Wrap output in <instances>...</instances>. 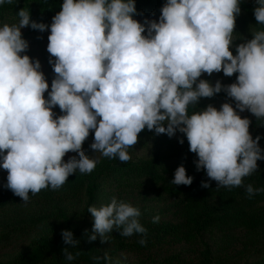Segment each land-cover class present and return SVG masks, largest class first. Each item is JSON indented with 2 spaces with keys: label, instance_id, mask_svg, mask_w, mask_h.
<instances>
[{
  "label": "clouds",
  "instance_id": "clouds-1",
  "mask_svg": "<svg viewBox=\"0 0 264 264\" xmlns=\"http://www.w3.org/2000/svg\"><path fill=\"white\" fill-rule=\"evenodd\" d=\"M11 2L0 0V5ZM256 3L255 19L264 25V0ZM161 12L158 23L145 21L144 36L145 26L133 19L135 0H64L48 37L56 78L47 100L49 84L40 62L21 56L29 48L21 29L43 32L49 26L32 21L26 10L18 13V25L0 26V168L7 171L5 187L14 195L27 203L30 193L58 190L77 171L92 173L98 160L82 147L92 130L94 151L129 162L128 149L145 128L170 138L177 131L185 134L198 156L197 170H206L219 187H244L249 198L264 192L244 184L245 177L257 172V161L264 160V149L261 137L250 134L251 121L237 113L248 110L264 118V31L240 44L234 56L230 47L240 0H167ZM221 71L228 77L239 73L237 82L197 83L202 74ZM221 91L235 100L236 108L209 105L189 116L190 104ZM57 105L64 115L54 118ZM69 152L79 159L64 162ZM193 179L181 165L172 183L190 186ZM88 212L104 242L116 228L122 237L140 235L138 242L146 245L138 207L114 197ZM159 220L157 215L152 222ZM62 237L74 248L79 244L71 231ZM96 239L92 235L89 242ZM63 255L69 262L76 259L67 248ZM93 259L98 264L101 257ZM103 259L111 264L107 252Z\"/></svg>",
  "mask_w": 264,
  "mask_h": 264
},
{
  "label": "trees",
  "instance_id": "trees-1",
  "mask_svg": "<svg viewBox=\"0 0 264 264\" xmlns=\"http://www.w3.org/2000/svg\"><path fill=\"white\" fill-rule=\"evenodd\" d=\"M63 3L64 0H12L10 4L0 5V21L17 22L20 20L18 13L26 10L32 21L48 25L47 30H50ZM166 3L167 0H135L137 14L133 19L141 22L160 18ZM258 6L240 0L241 12L235 26L249 41L254 33L264 31V25L258 24L254 16ZM38 31L32 29L34 33ZM227 96L219 93L212 98H201L188 106V114L201 112L208 103ZM44 98L49 99L46 94ZM52 111L58 116L64 115L58 105ZM177 133L178 138H170L145 128L139 134L137 145H151L156 150L152 159L121 162L118 157H103L92 173L77 171L58 190L49 187L36 195L30 193L27 203L11 190H1L0 244L31 235L32 240L9 260H0V264H97L93 259L96 256L101 257L98 264H110L103 259L106 252L112 258L111 264L117 261L125 264L117 256L118 252L142 255V264H239L233 261L231 252L237 247L249 254L244 264H264V192L249 198L244 187H219L207 176L206 170H197V154L190 151L186 135ZM250 134L253 139L261 137L259 146L264 149V118L252 121ZM89 136L94 139L92 133ZM181 139L183 144L179 142ZM257 164V172L245 177L244 184L262 189L264 160ZM181 165L186 168L187 175L194 178L190 186L172 183ZM202 183H208L209 187H202ZM122 193V197L116 198ZM114 197L140 209L139 220L147 229L146 245L138 242L142 238L138 234L122 237V229L114 228L106 234V242L94 232V218L88 208H100ZM104 198H108L107 202L100 205ZM138 200L143 204H138ZM149 201L166 204L158 212L165 214L158 223L152 222L156 212L145 206ZM66 230L73 232L74 239L79 241L75 248L64 243L62 232ZM92 235L97 239L89 242ZM108 246L113 250H108ZM177 247L184 249L162 256L164 251L170 252L168 250ZM65 248L76 256L75 260H65Z\"/></svg>",
  "mask_w": 264,
  "mask_h": 264
},
{
  "label": "rangeland",
  "instance_id": "rangeland-1",
  "mask_svg": "<svg viewBox=\"0 0 264 264\" xmlns=\"http://www.w3.org/2000/svg\"><path fill=\"white\" fill-rule=\"evenodd\" d=\"M244 1L257 4L256 0H244ZM159 20H160V18H156L153 20L141 21L140 23L142 25H144L145 29H146L142 35H144V36L148 35L149 25L146 24L145 21H149V22L156 21L158 23ZM4 24L18 25L19 21L12 22L9 19L2 21V22L0 21V26H3ZM21 32H22V38L25 39L29 44V48L26 50V52L21 53V56L28 55L32 59L33 62H35L36 60H38L40 62V64H41L40 71H42L46 81L49 84V89L47 92H45L46 96L49 97V93L51 92L52 82L56 78V74L53 70V65L49 63L50 60L54 61L55 58L51 57L50 53L47 51V46L49 44L48 37L50 36L51 32H50V30H45L43 32L38 31V32L34 33V32H32V28L30 26L21 29ZM247 42H249L248 36H246L245 34L241 35L239 33V29L235 26L234 32L232 34V46L230 47V51L233 52V55L235 56L238 54L236 52V48L240 44H245ZM238 75H239V73H235V74H233V76L228 77V76L224 75L223 71H221L219 73H213L210 76L207 73H204V74H202V76L200 78H198L197 83H199V80H205V81H208L213 86H215L216 82L219 81V82H221V84L223 86H227V85H231L233 83H236ZM194 87H195V85H194ZM220 93H226V92L221 91ZM224 103H230L234 108H236L235 100L232 98H229L228 96L217 98L216 100L208 103L207 107L209 105H211V106H214L217 110H220L221 106ZM237 113L241 116V118H248L251 121V123L255 118H257L256 116L251 114V112L248 110H245L244 112H239V110L237 109ZM58 117L59 116L55 114L54 118H58ZM90 133H92L94 135V130H92ZM175 137L178 138L179 134L176 133ZM93 143H94V139L91 136H89L88 139L84 142L82 147H83L85 154L90 159H96V160H98V163H99L102 160L103 156L101 153L94 151L91 148V145ZM128 152L132 157V159L130 161L136 162V161H146V160L152 159L154 157L156 150L151 145H149L148 147H141V146H138L136 144L133 147H130L128 149ZM73 156H75L77 159H79L78 153L69 152L64 157V162H68ZM0 163H2V160H0ZM7 175H8L7 171L0 168V191L6 188L5 185L7 184ZM121 190H125V189H121ZM116 192H117V189L114 190V193H116ZM123 194L124 193L118 194L116 198L122 197ZM135 194H137V192ZM110 199H112V198H110ZM107 200H108V198L101 199L100 205L105 204L107 202ZM134 201L131 199V202H134ZM137 203L140 205L143 204L140 200H138ZM165 205H166L165 203H156V202L152 203L150 201L145 204V206L151 207L156 212L155 216L158 215L159 217H162L163 219L165 217V214L159 215L158 212L160 209H163L165 207ZM31 240H32V235H31V237H25L24 236V237L14 238L6 244H0V260L1 261L9 260L15 254H17L18 252L25 249L29 245ZM183 249L184 248H182V247L172 248V249L168 250L170 252L164 251L162 256L164 257V256H167L170 254H174V253H177ZM108 250H113V247L108 246ZM231 252H233V255H234V258H232L233 261L235 263H239V264H244L246 262L248 255H249V254H247V252L242 251V247H239V248L237 247L236 250H232ZM117 256L125 264H142L143 260H144L142 255H138L135 253H129V252H118Z\"/></svg>",
  "mask_w": 264,
  "mask_h": 264
}]
</instances>
